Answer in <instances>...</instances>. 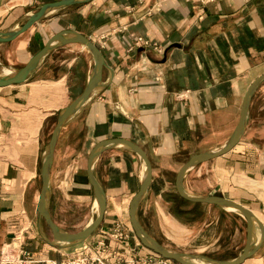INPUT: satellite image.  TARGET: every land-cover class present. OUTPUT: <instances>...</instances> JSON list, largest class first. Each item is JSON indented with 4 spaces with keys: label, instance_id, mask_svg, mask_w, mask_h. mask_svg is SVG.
<instances>
[{
    "label": "crops",
    "instance_id": "crops-1",
    "mask_svg": "<svg viewBox=\"0 0 264 264\" xmlns=\"http://www.w3.org/2000/svg\"><path fill=\"white\" fill-rule=\"evenodd\" d=\"M57 1L0 0V33L19 28L17 24L26 21L31 9ZM70 9L77 10L78 18L73 13L70 18L57 17ZM48 23L51 27L45 28ZM63 31L93 42L104 67L100 87L58 134L48 184L49 216L68 234L87 228L97 217L87 174L89 155L101 142L125 140L145 153L151 167V182L138 204L137 217L159 243L142 223L141 207L146 199L166 200L165 193L176 191L177 175L191 157L222 148L235 132L248 88L264 76V0H220L202 9L192 0H89L55 12L0 44V61L15 60L23 67L38 52L31 53L37 39L46 33V43ZM26 34L29 37L23 39ZM137 38L149 47L128 52ZM7 69L11 70L4 72ZM93 70L87 49L79 44L59 45L23 83L0 88V251L13 248L24 264H67L81 252L99 254L100 244L105 247V253L99 254L102 258L107 252H130L141 259L151 254L132 233L128 217L145 164L120 144L107 146L93 163L105 211L86 240L62 247L37 216L40 171L56 120L84 92ZM67 182L71 188L65 191ZM198 182L205 183L203 189ZM182 189L191 197H221L250 211L262 227L263 239L243 264H264V80L251 96L236 146L195 166ZM63 196L85 202L96 217L79 231L64 229L53 215L61 208ZM178 197L193 209L204 206L229 213ZM233 214L246 232L245 220ZM116 228L125 234L122 240L109 238ZM262 231L255 228V245ZM235 253L216 261H232L242 254Z\"/></svg>",
    "mask_w": 264,
    "mask_h": 264
},
{
    "label": "water",
    "instance_id": "water-1",
    "mask_svg": "<svg viewBox=\"0 0 264 264\" xmlns=\"http://www.w3.org/2000/svg\"><path fill=\"white\" fill-rule=\"evenodd\" d=\"M88 1L89 0H60L57 2L44 4L35 13L28 16L26 18L25 23L21 27L11 31H7L3 34L0 33V44L14 40L16 37L29 30L34 24L38 23L45 17L55 12L64 10L72 6L83 4ZM68 44H79L85 49H87L88 52L93 57L94 70L92 72V75L90 76V79L88 81V84L84 92L76 100H74L69 106H67L64 110H62L59 113L55 127L51 134L50 141L47 145L44 160L41 166V171H40L41 190L37 204V216L43 219L46 226L51 231L53 238L57 242L63 243L62 247L75 246L86 240L99 227L105 211V198L101 188L94 179L92 173L93 163L96 157L99 155V153H101V151H103L107 146L120 144L126 147L127 149L133 151L134 153H136L143 160L145 164V175L143 181L141 183L138 193L133 197V199L129 204V212H128L131 228L136 238L145 249L175 264H243L247 259H249L255 253V251L260 246L261 241L263 239L262 227L257 221V219L246 208L225 198H221V197L196 198V197L188 196L184 193L182 189V183L187 173H189V171H191L195 166L219 158L227 154L236 146L245 129L247 107L249 101L258 84L262 80H264V76H261L260 78L255 80L248 88L243 100L239 123L228 143L222 148L217 149L215 151H211L191 157L190 160L181 168L176 178V183H175L176 191L182 199L191 203L218 206L225 210L226 208H233L236 211L234 213L240 215L246 222L247 236H246V244L242 254L238 258L232 261H216V260L208 259L203 256L187 255V254L170 251L165 247L161 246L153 238H151L141 227L137 217V208L142 196L144 195V193L146 192V190L150 185L151 167L145 153L138 146L125 140H110V141L101 142L96 145V147L91 151L89 155L87 174H88L89 184L93 188L95 199L97 201V217L95 218V220L92 221L87 228L75 234H68L66 232H63L52 222L48 211L47 194H48L49 175L53 162V153H54L56 140L64 124L75 114V112L79 109L80 106L86 103L93 96L94 92L100 87L102 70L104 67L103 57L99 49L93 44V42H91L87 38L75 32L63 31L51 37L46 42L45 46L38 53H36L21 69L17 70V72L14 75L0 78V88L21 84L27 79L29 73L37 67L39 62L47 54H49L56 46L68 45ZM139 52H141V50H139ZM256 227L259 228L262 232L259 242L255 245L254 230Z\"/></svg>",
    "mask_w": 264,
    "mask_h": 264
},
{
    "label": "rangeland",
    "instance_id": "rangeland-1",
    "mask_svg": "<svg viewBox=\"0 0 264 264\" xmlns=\"http://www.w3.org/2000/svg\"><path fill=\"white\" fill-rule=\"evenodd\" d=\"M192 1L196 8L202 9L205 5L215 4L220 0L205 3H201L199 0ZM31 10L32 12L30 13L33 14L37 8ZM76 12V9H70L60 13L57 17L70 18V14L73 13L75 18H78ZM65 14L68 16L64 17ZM24 23L25 20L23 19L17 24V27H21ZM46 26H48L47 28L51 27L49 23L44 27L46 28ZM28 34L24 35L23 39L29 37ZM45 34L34 43L35 50L31 53L34 54L37 51L39 52L42 46H45V41L47 39ZM14 59L16 58L14 57ZM21 67L22 63L16 62L15 60L12 64L11 60L10 62L2 60L0 61V76L4 75L5 68L18 70ZM260 122H262V120ZM53 126H51V128H53ZM198 183L199 185H197V187L203 189L205 183ZM63 188L66 191L67 188H71V184L67 182L66 186ZM165 195L167 198L166 200L162 198V200H164L163 202L157 203V200L154 198L146 199L141 207L142 223L163 247L173 252L203 256L211 260H217L218 258L229 256L231 253L233 254L235 252L237 254L242 253L246 240V232L244 230V225H241L239 220L235 217L236 215L230 212L224 213L225 211L221 213L217 211L218 209H211L210 207L204 206H195L196 209H193L192 205L180 200L174 188H172V190L170 189ZM59 201L62 202V205H59L61 208L56 213L54 212L53 215L58 224L68 231H79L86 227L90 220L96 217V211H92L91 207L85 204V202L83 203L80 200L71 198L65 199L64 196L60 198ZM169 210H172V212L174 211V214L166 216L165 212L169 213ZM188 210H191L190 213ZM161 212L163 213L161 214ZM166 217L170 220H166ZM171 217L172 219H176L178 223L172 222L173 220H171ZM215 221L217 223H213ZM132 233L134 234L133 230ZM124 236L125 234L118 228L109 234V238L113 241L122 240ZM6 252L11 254V252ZM151 254L155 255L152 252ZM12 255L14 256L13 258H16L14 254ZM120 255H116V262L107 264H135V262L131 260L132 255L126 253H121ZM159 259L167 261L170 264H175L161 257H159Z\"/></svg>",
    "mask_w": 264,
    "mask_h": 264
},
{
    "label": "built area",
    "instance_id": "built-area-1",
    "mask_svg": "<svg viewBox=\"0 0 264 264\" xmlns=\"http://www.w3.org/2000/svg\"><path fill=\"white\" fill-rule=\"evenodd\" d=\"M214 2L216 0H199V2L201 3H205V2ZM143 47H149L148 43L146 41H144L142 38H137L136 40H134V43L131 44V46L128 48V52H132L135 51V49L137 48H143ZM153 49L155 51L159 50L157 49V47L153 46ZM8 252H11V254H8L5 250H1L0 251V264H24L23 262H21L19 260V258L16 256V258H13L14 256L13 254V248H8L7 249ZM99 254L101 255L102 253H105V247L103 244L99 245ZM99 254L94 255V256H90L89 252H81L79 253L74 259L68 261L67 264H107V263H111V262H116V253L113 252H107L104 256V258H102V256H99ZM129 255L130 252H128ZM135 256V255H134ZM132 255V262H135V264H170L167 261H163L162 259H159V257H157L156 255L153 254H149L146 258H137L134 257Z\"/></svg>",
    "mask_w": 264,
    "mask_h": 264
},
{
    "label": "bare ground",
    "instance_id": "bare-ground-1",
    "mask_svg": "<svg viewBox=\"0 0 264 264\" xmlns=\"http://www.w3.org/2000/svg\"><path fill=\"white\" fill-rule=\"evenodd\" d=\"M16 72H17V70H14V69H13V70H12V69H11V70H10V69L8 70V69H7V70H5V72H4V76H5V77H7V76H12V75H14ZM226 210H227L228 212H233V213L236 212L235 209H233V208H226ZM56 244H57V243H56ZM198 263H199V262H198Z\"/></svg>",
    "mask_w": 264,
    "mask_h": 264
}]
</instances>
